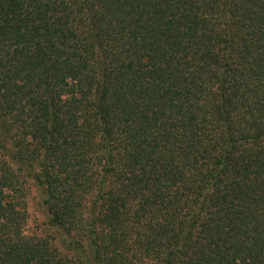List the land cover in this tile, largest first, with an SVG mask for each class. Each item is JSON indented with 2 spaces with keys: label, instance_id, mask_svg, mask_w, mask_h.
I'll return each instance as SVG.
<instances>
[{
  "label": "trees",
  "instance_id": "16d2710c",
  "mask_svg": "<svg viewBox=\"0 0 264 264\" xmlns=\"http://www.w3.org/2000/svg\"><path fill=\"white\" fill-rule=\"evenodd\" d=\"M0 264H264V0H0Z\"/></svg>",
  "mask_w": 264,
  "mask_h": 264
},
{
  "label": "rangeland",
  "instance_id": "374dc122",
  "mask_svg": "<svg viewBox=\"0 0 264 264\" xmlns=\"http://www.w3.org/2000/svg\"><path fill=\"white\" fill-rule=\"evenodd\" d=\"M27 194L28 220L25 229L26 233L30 235L51 237L53 232L50 230L47 223L41 190L36 186H30Z\"/></svg>",
  "mask_w": 264,
  "mask_h": 264
}]
</instances>
